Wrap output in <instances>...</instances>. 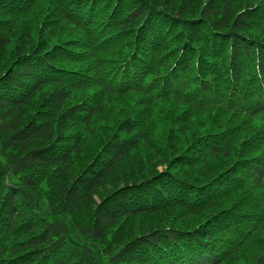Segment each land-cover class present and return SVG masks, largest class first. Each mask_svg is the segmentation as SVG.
Instances as JSON below:
<instances>
[{"label":"trees","instance_id":"1","mask_svg":"<svg viewBox=\"0 0 264 264\" xmlns=\"http://www.w3.org/2000/svg\"><path fill=\"white\" fill-rule=\"evenodd\" d=\"M0 264H264V0H0Z\"/></svg>","mask_w":264,"mask_h":264},{"label":"rangeland","instance_id":"2","mask_svg":"<svg viewBox=\"0 0 264 264\" xmlns=\"http://www.w3.org/2000/svg\"><path fill=\"white\" fill-rule=\"evenodd\" d=\"M229 127H233L235 124L232 121H228ZM237 124V122H236ZM160 171L164 170V168H160ZM34 180L36 181V185L40 190V200L44 207V209H48L52 204L57 206V199H56V190H58L57 186V178L53 175H45V173H39V171L34 176ZM191 181L193 182H201V179L191 177ZM49 206V207H48ZM257 252V251H256ZM102 258V260L106 261L105 252H102L100 256L97 255V258Z\"/></svg>","mask_w":264,"mask_h":264}]
</instances>
